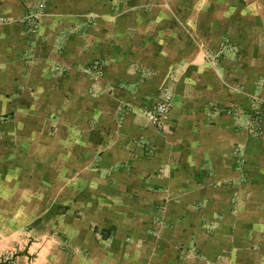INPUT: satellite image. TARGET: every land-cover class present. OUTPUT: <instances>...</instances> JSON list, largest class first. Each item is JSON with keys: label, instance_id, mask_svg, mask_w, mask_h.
<instances>
[{"label": "crops", "instance_id": "0c3cea01", "mask_svg": "<svg viewBox=\"0 0 264 264\" xmlns=\"http://www.w3.org/2000/svg\"><path fill=\"white\" fill-rule=\"evenodd\" d=\"M263 104L264 0H0V256L264 264Z\"/></svg>", "mask_w": 264, "mask_h": 264}, {"label": "built area", "instance_id": "2783aa9c", "mask_svg": "<svg viewBox=\"0 0 264 264\" xmlns=\"http://www.w3.org/2000/svg\"><path fill=\"white\" fill-rule=\"evenodd\" d=\"M171 108H172V96L170 93L164 91L161 97L154 105V107L145 113L148 124L154 129L160 128L162 120L168 115ZM261 113H264V104L260 108L251 110V114H249V118L258 119V116Z\"/></svg>", "mask_w": 264, "mask_h": 264}, {"label": "rangeland", "instance_id": "374dc122", "mask_svg": "<svg viewBox=\"0 0 264 264\" xmlns=\"http://www.w3.org/2000/svg\"><path fill=\"white\" fill-rule=\"evenodd\" d=\"M250 119V118H249ZM252 122H251V124H250V126H252L253 125V127L255 126V124H257L258 123V119H250ZM68 212V210L67 209H63L62 210V212ZM57 214H58V212H57ZM68 215V214H67ZM63 217V219H65L66 218V216H62ZM27 228V227H26ZM26 240V239H25ZM15 256V254H5V255H2V256H0V264H8V262H9V260L11 259V258H13Z\"/></svg>", "mask_w": 264, "mask_h": 264}]
</instances>
